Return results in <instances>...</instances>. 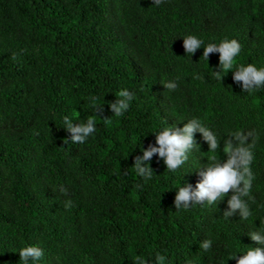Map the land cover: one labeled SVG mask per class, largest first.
Returning a JSON list of instances; mask_svg holds the SVG:
<instances>
[{"label": "trees", "instance_id": "16d2710c", "mask_svg": "<svg viewBox=\"0 0 264 264\" xmlns=\"http://www.w3.org/2000/svg\"><path fill=\"white\" fill-rule=\"evenodd\" d=\"M151 2L0 0V264H21L16 251L32 243L44 249L39 264H133L148 253L164 257L156 264H217L228 251L257 246L238 215L222 217L227 197L176 211L172 187L180 178L195 187L203 153L175 174L154 154L151 180L131 166L162 118L264 131V88L242 93L231 71L220 83L210 69L218 53L206 62L197 49L191 61L175 38L235 37L238 63H264V0ZM175 77L178 89L167 92L162 82ZM121 88L134 98L117 117L108 102ZM65 115L93 117L96 132L84 144L65 141ZM194 138L206 152L201 134ZM255 155L250 195L264 216V135ZM206 238L213 246L204 251Z\"/></svg>", "mask_w": 264, "mask_h": 264}, {"label": "clouds", "instance_id": "9594fccd", "mask_svg": "<svg viewBox=\"0 0 264 264\" xmlns=\"http://www.w3.org/2000/svg\"><path fill=\"white\" fill-rule=\"evenodd\" d=\"M161 2L162 0H152L151 3L159 5ZM177 37L182 39L185 52L183 56H187L189 60L197 49H202L200 58L202 57L206 62H208L210 53H218L217 68L208 67L211 69V76L220 83L223 77L231 71L232 81L242 93L251 95L264 88V63H238L241 43L237 38L224 37L219 42L211 40L205 43L204 39L196 34L178 35L175 38ZM194 78L204 79V75L195 73ZM179 80V77H175L162 83L167 92L175 91L179 87ZM133 98L134 93L130 89H119L115 99L108 102L112 115L121 116L128 109ZM93 105L96 116H98L97 110H103L102 104H95V98H93ZM109 119L110 117L102 120ZM178 121H184L182 126H177L175 123L169 124L166 119L162 118L161 123L154 126V130L150 132L154 135V143L150 142L147 148L140 146L142 154L134 157L131 167L141 178L151 180L154 171L149 166V162L154 154L158 160L163 162L165 169L175 174L184 168L193 153H203L204 155L201 156L206 157L207 162L198 163V166L194 168L199 176L195 187L187 182L182 183L181 178L179 185L172 187L175 188L173 204L176 211L204 205L216 206L217 202L227 197V207L222 217L228 220L233 215H238L240 220L249 226L247 235L257 246H242L228 251L227 258L218 260L217 264H227L229 259H234L235 264H264V216L254 212L253 206L256 205V201L250 195L254 181L252 165L256 158L259 139L264 135V131L257 127L244 126L216 129L210 127L199 116ZM61 126L69 133L65 141H71L73 144H84L96 132L93 117L73 119L65 115L62 117ZM196 132H199L201 139L206 142L208 148L206 152H200V144L194 138ZM230 190L231 194H229ZM60 191L65 196L67 195L66 188H61ZM71 203V200H67L65 206H70ZM257 207L264 206L257 205ZM253 216L255 219L249 223L248 221ZM256 220L259 221L258 226L254 223ZM212 246L211 239L206 238L199 242V248L204 251ZM16 252H18L21 264H30V262L39 264L44 256V249L36 243L27 244ZM237 253H242V255L237 256ZM163 259L164 257L158 253H148L136 255L133 264H156V261Z\"/></svg>", "mask_w": 264, "mask_h": 264}]
</instances>
